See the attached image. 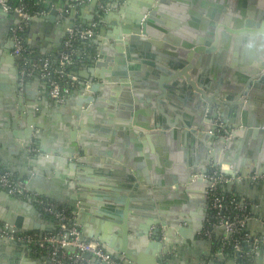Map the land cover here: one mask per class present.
Segmentation results:
<instances>
[{"label": "water", "instance_id": "95a60500", "mask_svg": "<svg viewBox=\"0 0 264 264\" xmlns=\"http://www.w3.org/2000/svg\"><path fill=\"white\" fill-rule=\"evenodd\" d=\"M208 1H192L195 12L187 20L192 29L187 31L183 42L172 39V33L166 30L170 23L163 20L162 7L168 0L136 1L135 7L124 8L118 19L108 22L111 25L104 33L105 39H98L94 53L89 52L87 66L90 67L79 79L76 109L70 112L75 119L82 118L83 125L86 119V125L84 128L80 124L81 132L69 136L66 146L69 150L50 151L41 146L42 130L40 124L34 122L37 118L34 97L29 90L30 78L26 77L27 71L20 73L19 69L22 57L12 55L13 46H10L2 58L11 81L9 87L0 83V90L7 99L11 118L10 124L8 121L0 123V127L20 128L21 131L11 132L10 140L19 138V134L25 149H31L32 143L34 148L38 145L41 156L37 159L43 165L71 167L69 159H76L71 168L74 176H68L77 182L72 186L82 189L80 194L84 196L73 197L78 202L76 215L81 219L84 210H88L97 224V231L90 233L79 220L84 226L83 237L97 239L133 263L163 264L168 251L165 246L179 241L178 234L185 231L181 224H189L192 202L194 212L202 215L188 235L194 237L206 214L209 187L206 174L212 167L227 161H233L229 163L233 168L240 161L238 153L242 150L237 142L240 133H244L245 138L264 135V111L249 122L243 105L244 100L252 102L259 93L258 84H264V34L251 68L239 71L231 68L227 73H220L213 69L211 55L218 44L223 46L231 39L228 34L237 36L235 41H244L248 34L264 31V4L250 10L254 0H220L214 7ZM248 1L252 2L250 6ZM91 3L97 7V0ZM77 7L74 5L75 10ZM98 11L100 26L108 13ZM58 15V10L53 9L48 19L38 20L59 21L56 27L62 36L60 47L67 27L73 25L74 16L61 21ZM58 56L54 58L55 64ZM76 59L78 61L79 57ZM71 94L73 92L55 105L71 108L68 103L72 100ZM19 97L32 103L22 106ZM118 97L120 105L115 108L112 103ZM217 119L223 122L230 138L215 123ZM123 146H130L133 152L127 155ZM173 153L185 162L172 166L168 158ZM98 155L102 158L94 157ZM244 155L246 164L255 165L253 170L256 171L257 163L263 167L264 159ZM107 159L114 161V171L101 164ZM32 170V177H38L40 171ZM25 173L32 175L29 171ZM52 173L53 177H59L58 169ZM90 173L95 175L93 179L86 178ZM100 186L106 188L107 193L99 195ZM101 198L116 204L118 212L105 213L89 206L91 200ZM130 210H134V215H130ZM6 222L18 227L9 219ZM0 242L30 250L28 245L7 238L0 237ZM143 253L147 255L145 263L139 260L141 256L136 257Z\"/></svg>", "mask_w": 264, "mask_h": 264}, {"label": "crops", "instance_id": "0c3cea01", "mask_svg": "<svg viewBox=\"0 0 264 264\" xmlns=\"http://www.w3.org/2000/svg\"><path fill=\"white\" fill-rule=\"evenodd\" d=\"M136 1L139 0H106L102 9H99L98 5L95 7L91 1L82 4H76L74 3V0H60L57 2L56 9L59 14L57 19L60 18L59 20L64 21L69 16H74L71 23H81L86 27L94 25L96 33L94 37L82 43L81 56L83 57H81L80 60L84 61V64H82V62L78 63V65L74 66L71 71V74L77 79L71 90V92H73L70 96L72 100L68 102L71 108L68 106L67 108H65L66 106L57 107L55 105V102L48 96L47 81L39 72L29 73L28 71L26 74V77L30 78L29 90L32 92L31 94L34 97L35 103L34 112L36 113L37 121L34 119V122L36 125L40 124L42 130L40 142H42L41 146L43 148H48L50 151L58 148L63 150H67L68 148L69 150L70 147H66L69 142L68 140L70 139L69 136L81 132L79 129L80 124L85 128L86 119L83 125V119H75V115L71 113L72 111L70 112V110L76 109L75 98L80 85L79 79H82V74L83 76H85L84 74H87L83 72L86 69L88 71V67H90V65L87 66V62L90 63L87 56L90 51H93L94 53L98 39H105L104 33L109 30V26L111 25L108 22H110L111 19L112 21L116 20L114 18L118 19L119 13L122 12L124 8H129L130 6L135 7ZM192 1L194 0H188L187 2L184 0H176V2L168 0L167 4L162 7V15H164L163 20L170 23V27L166 28V30L172 33V39L179 40L178 42H183L184 38H186L187 31H191L192 29L187 21L188 17L191 16V13L195 12L192 8L194 7ZM201 1L209 2L208 0ZM219 2L220 0H210V5L214 7L217 6L216 4H219ZM251 3L252 2H249L248 6H250ZM254 3V6L249 7L250 10H256L259 8L258 5L264 4V0H254ZM74 5L78 6L76 10L74 9ZM98 10L108 13L105 18L106 20L104 19V22L100 26L98 25L100 21ZM48 17L49 14L43 17V19H48ZM38 18L42 17L33 18L22 33L24 42L28 50L31 52L29 63L30 65L35 64L36 66H39L46 58L53 60L54 62L55 56L59 54L63 45L61 44L60 47L58 46L60 45L62 37L60 31H58L56 27L57 22L59 21L57 20L55 23H50L47 20H38ZM200 18H202V14H200ZM18 22V17L15 14L5 13L0 9V83L4 82V87H9L11 77L7 74L8 69L5 67L2 58H4L6 50H8L10 46H14L11 28L18 24ZM101 32L103 33L101 34ZM263 34V30L259 31L257 34H248L244 41H235L237 36L228 34L231 39H229L223 46L222 44H218L217 48L211 53L213 56V69L215 67L218 72L227 73L231 68L239 71L246 67H253L254 56L261 46L260 37L263 36ZM136 64L140 65L139 63ZM25 65L26 64L23 62L19 65L20 73L23 72ZM27 65L26 68L28 67ZM34 77H38V80ZM23 81L24 78H22L21 82ZM263 85L264 84H258L259 93L255 95L252 102L249 103L246 100L243 101V105L246 106L245 117L249 122H252L253 119L258 117V114L261 113V111H264V99L262 98V95H264V87L262 88ZM6 92H8V90H6ZM0 97H2L0 100V123L4 124L8 121V124H10L11 114L7 109V99L4 98V93L1 90ZM108 100L109 99L106 98V102H108ZM19 101L22 106H27V102L32 103L31 100L27 98L22 99L21 97H19ZM112 105L113 107L115 106V108L120 105L119 97L115 103H112ZM19 116V118H21V114ZM14 128L15 127H0V168L10 171L17 178L26 179L28 189L31 192H36L59 207H66L75 215V221L80 230L85 226L87 227L86 230L88 232H96L97 224H95L94 215L90 214L88 210H84L81 219H78L76 215L77 210L75 206H77L78 202L73 200V197L78 195L82 198L84 197L80 194L82 189L72 186V183L75 181L68 177L74 176L73 173L71 174V168L75 164L74 161L76 159H69L71 167L66 164L58 165L46 163L43 165L41 164V161L37 159L41 156L39 150L40 147H38V145H35L34 148V144L32 143L31 149H25L20 139L22 136L20 135V137L19 134V138L16 137V139L13 138L10 140L12 131L16 129L21 131L20 128ZM97 131L99 130L97 129ZM84 134H87V130H84ZM240 136L241 137L237 141L239 148L242 150V152L238 153L240 161L236 163L234 168L229 164L233 161H227L222 165L228 166L229 174L232 175H259L262 178L255 183L233 180L223 186V191L229 195L238 197L243 202L249 213V219L244 227V233L250 238L258 239L259 241L258 246L253 250L248 247V249L251 250L249 264H264V158H262L264 157V135H249L245 138V134L240 133ZM122 150L127 155L133 152L130 146H123ZM25 153L26 156H24ZM244 153H246V155L252 154L259 157V159L263 160V162H261L263 167L261 168L259 163H257L258 167H256V171L253 170L255 165L246 164ZM170 155L168 161L172 166H178L179 163L185 162L179 158L177 153ZM94 157L102 158L99 155ZM101 164L105 167H110V171L115 170L116 165L114 164V161H108L107 159L105 163L101 162ZM32 168L40 171L38 177H32L34 175ZM79 168L80 167L77 166L76 170L78 171ZM54 169L59 170V177L57 178L50 175ZM28 171L31 172V176L25 173ZM258 171L263 173L258 174ZM93 176L95 175L90 173L86 175V178L93 179ZM74 184H77V182ZM99 188V195L105 194L107 191L103 186H100ZM6 195L5 192L0 189V221L7 223L6 219H9L11 222L17 224L18 229L36 232L38 234L48 233L55 230V224L53 222L50 223V218L44 215L30 200H16L17 198L10 195H8L9 198H7ZM190 205L189 212L193 213L191 217L188 216L189 224H181V226H184L185 231L182 235L178 234V238H180L179 241L171 242L165 246L168 251L164 254L165 260H163V264H236V259L232 255H221L218 252V244L224 235L222 230L215 231L211 238H204L199 234L203 227L206 214L201 222V229L194 237H189L191 228L196 226L202 218L201 214H196L194 212V202ZM89 206L96 207L99 210L102 209L105 213H116L119 209L113 202L102 200V198L99 200H91ZM204 211L206 213V209ZM129 212L130 215H134V210H130ZM79 220L83 221L84 226L79 223ZM100 222H102V220H100ZM12 224L13 223L10 225ZM84 238L94 239L86 236H84ZM115 257L118 260L128 261L120 252H115ZM136 257H140L139 260L142 263L146 262L145 257H147V255L145 253L137 255ZM0 264H48V262L46 254L41 250H36L35 248L30 247V250L23 251L18 245L14 246L0 242ZM130 264L137 263L130 262Z\"/></svg>", "mask_w": 264, "mask_h": 264}, {"label": "built area", "instance_id": "2783aa9c", "mask_svg": "<svg viewBox=\"0 0 264 264\" xmlns=\"http://www.w3.org/2000/svg\"><path fill=\"white\" fill-rule=\"evenodd\" d=\"M58 1L60 0H0V9L18 17V24L11 28L14 43L12 54L21 56L22 62L29 64L27 68L25 65L23 72H39L47 81L49 98L54 102L62 103L77 80L73 74L66 73L74 62L75 43L94 37L95 26L86 27L81 23H73L67 27L57 63H54L56 66L54 70L51 68V60L47 58L39 66L30 65L31 52L22 36L33 18L47 16L51 10L57 8ZM90 1L74 0V3L82 4ZM105 2L106 0H97L98 8L102 9ZM64 77L68 79L65 84L62 82ZM215 123L221 128L224 127L221 120H216ZM223 131L226 132V137L230 138L227 129L223 128ZM261 178L259 175L229 174V167L225 165L212 167L206 174V179L209 181L206 191V218L199 234L204 238H211L215 231L222 230L224 235L218 244V252L221 255H232L236 259V264L242 259L248 262L250 259L251 250H244L242 242L253 250L258 246L259 241L244 233L249 213L238 197L223 191V186L233 180L255 183ZM0 189L14 198L30 200L56 226L54 231L38 234L20 230L0 221L1 238L24 243L43 251L48 264H130L129 261L118 260L115 252L98 240L84 238L75 221V215L66 207H59L36 192H31L26 179L17 178L10 171L0 168ZM229 251L231 253H228Z\"/></svg>", "mask_w": 264, "mask_h": 264}, {"label": "trees", "instance_id": "16d2710c", "mask_svg": "<svg viewBox=\"0 0 264 264\" xmlns=\"http://www.w3.org/2000/svg\"><path fill=\"white\" fill-rule=\"evenodd\" d=\"M83 42H84V41L76 42V43H75L76 53H75V57H74V62H73V64L71 65V67L68 68V69L66 70V73H71L73 67H74V66H77L78 63L81 62L80 59H81V57H83V56H81V53H82V43H83ZM77 56L79 57V60H78V61H76V60H77V59H76ZM50 63H51V68H52V70L56 69V66H55L53 60H51ZM53 76L55 77V75H53ZM67 81H68V79H67L66 77H64V79H63L62 82H63V84H65ZM71 88H73V86H71ZM242 247H243L244 250H248L247 244H246L245 242H242ZM228 253H231V251H229ZM66 264H67V263H66ZM239 264H249V262H248V260H244V259H242V260H240Z\"/></svg>", "mask_w": 264, "mask_h": 264}]
</instances>
